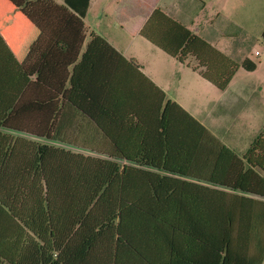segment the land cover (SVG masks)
<instances>
[{
    "label": "trees",
    "instance_id": "trees-1",
    "mask_svg": "<svg viewBox=\"0 0 264 264\" xmlns=\"http://www.w3.org/2000/svg\"><path fill=\"white\" fill-rule=\"evenodd\" d=\"M89 2L66 0L76 15L51 5L52 0H0V128L52 140L67 105L94 120V104L101 97L94 93L98 77L93 60L118 54L101 36L86 35L83 18ZM38 5L52 13L47 28L58 52L29 51L27 31L35 26L30 19ZM36 27L44 29L45 24ZM72 33L79 35L74 47ZM141 34L181 63L194 56V68L221 91L239 69L160 9ZM242 67L254 71L257 65L246 60ZM169 106L159 127L163 132L172 127ZM172 106L193 128L205 131L178 105ZM111 158L142 161L125 151ZM111 158L40 142L11 147L0 134V264H157L162 249L170 251L171 259L191 264L263 263L264 127L243 159L233 156L240 167L236 179L212 182L261 199L180 183Z\"/></svg>",
    "mask_w": 264,
    "mask_h": 264
},
{
    "label": "crops",
    "instance_id": "crops-1",
    "mask_svg": "<svg viewBox=\"0 0 264 264\" xmlns=\"http://www.w3.org/2000/svg\"><path fill=\"white\" fill-rule=\"evenodd\" d=\"M115 1L110 6V0H90L87 14L83 18L88 28L86 35L89 37L90 32H94L101 36L118 54L108 52L93 60L94 73L98 77L94 93L101 97L94 104V120L67 105L56 129H53L52 140L5 128H0L1 136L7 138L11 147L16 143L19 147H28L40 142L65 151L102 158H111L112 155L125 151L129 156L142 161L111 159L121 165L142 167L180 183L197 184L223 190L229 195L261 199L212 183L215 179H222L225 183L236 179L240 167L233 156L243 159L264 127L263 107L260 109L263 124L258 127H254V123L248 124L249 127L245 125V129H248V142L242 144L237 138L241 133L235 132L233 128L234 113L243 115L252 101L262 100V92H250L252 88H259L258 85L249 81L235 83L236 78L241 70L255 74L260 66L248 56L237 60L216 43L217 35L222 38H237V35L223 31L222 27L205 29L196 24L193 18L196 6L206 8L208 1L217 0ZM233 1H238L240 7H244L245 1H251L252 4L248 6L252 5L254 8L257 7L256 4L261 5V2H256L261 0ZM229 2L230 0H225L221 9L227 8ZM54 4L78 15L67 6L66 0H52L51 5ZM43 7L47 8L46 5H38L39 9L31 15L30 21L35 26L27 31L28 48L35 55L51 54L54 50L58 52L52 42L53 31L47 28L48 23L53 20L52 13ZM156 9H160L239 65L225 91L219 90L194 68L198 64L194 56H189L185 63H181L142 36V29ZM38 24H45V28H37ZM70 38L72 47L78 45V34L72 33ZM86 46L85 41L78 62L86 51ZM246 60L256 63L254 71L242 67ZM233 87L237 88L238 94L234 93L231 98L228 94L233 92ZM174 103L199 122L205 131L193 128V122L172 106ZM169 104V125L172 127L163 132L159 127ZM214 104L225 108L222 116L214 114ZM155 167L181 169L185 174ZM189 198L193 199V192L189 193ZM162 250L157 253V264H171L167 262L171 260L173 264H191L177 256L171 259L170 251Z\"/></svg>",
    "mask_w": 264,
    "mask_h": 264
},
{
    "label": "rangeland",
    "instance_id": "rangeland-1",
    "mask_svg": "<svg viewBox=\"0 0 264 264\" xmlns=\"http://www.w3.org/2000/svg\"><path fill=\"white\" fill-rule=\"evenodd\" d=\"M115 2V0H110V6ZM224 2L225 0H217L215 2L208 1L206 8L201 5H198V7L196 6L193 12V18L196 20L198 26H203L205 29L222 27L224 28L223 31H228L229 33L237 35V38H222L217 35V37H215L216 43L219 48L227 52L229 51L230 55L233 54L236 59L248 56L260 66L255 74L242 72L241 70L235 82L249 81L250 83H255L259 88H252L250 90L251 94H253L254 91L258 93L262 92V100L256 99L252 101L253 103L247 106V112H244L243 115L234 113L233 128L235 132L241 133L237 138L242 144H245L246 141L248 142L249 137L246 135L248 129H245V125L254 123V127H258L260 124H263L261 123L263 119L261 120L260 109L264 107V0L256 1L261 2V5L256 4V8L252 5L248 6L252 4L251 1H245L244 7H240L238 1L236 3V1L232 2V0H230L228 7L221 9L224 6ZM96 10L97 8L94 9V11ZM231 91L233 92L228 94L231 98H233L232 96H234V93L238 94V90L235 87H233ZM217 105L214 104L213 111L216 116L220 117L225 113V108ZM238 108L239 107H237V109ZM249 126L250 125H248V127Z\"/></svg>",
    "mask_w": 264,
    "mask_h": 264
}]
</instances>
